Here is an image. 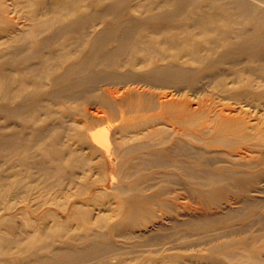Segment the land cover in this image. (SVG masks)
I'll return each mask as SVG.
<instances>
[{
  "label": "bare ground",
  "instance_id": "1",
  "mask_svg": "<svg viewBox=\"0 0 264 264\" xmlns=\"http://www.w3.org/2000/svg\"><path fill=\"white\" fill-rule=\"evenodd\" d=\"M0 264H264V0H0Z\"/></svg>",
  "mask_w": 264,
  "mask_h": 264
},
{
  "label": "rangeland",
  "instance_id": "2",
  "mask_svg": "<svg viewBox=\"0 0 264 264\" xmlns=\"http://www.w3.org/2000/svg\"><path fill=\"white\" fill-rule=\"evenodd\" d=\"M101 127L103 128V126H101ZM101 127H99L98 129H100ZM22 194H23L22 191H18L17 192V195H22ZM11 198L13 200V197H11ZM19 210L18 209H14V212L16 213L17 218H22L23 217L22 214L21 213H18ZM57 210L59 212L62 211V209H60V208H57ZM30 211L32 213V210H30ZM40 212L42 213V211H40ZM37 215H40V214L39 213L32 214V216H37ZM151 219H152V216L145 215L141 219V226H140V228H142L145 225H149L150 226L151 225ZM187 220H195V222L198 223V222H202V217L200 215H198L197 219L195 217H190ZM39 221H41L40 220V217H39ZM175 224H177V222ZM182 224H185V223H182ZM209 226H207V227H209ZM207 227H204V228H207ZM204 228H202V229H204ZM16 229L19 230V234H21L23 232V230H26V229H20V228H16ZM193 229H195V228H191L190 229V227H188L187 225H181L180 224V225L177 226V225H174V223H173L172 225H169V226L166 225V226H164V228H162V229H161V226H159L152 233H149V234H147L145 236L148 237L149 239L150 238L154 239V242H157V239L160 240L162 238L161 239V241H162L161 243H163V244H166V243H171L172 244L173 243L172 241H174L175 243L176 242L178 243V242H180L182 240V243L180 242L181 245L178 243L177 246H179V247L181 246L180 249H181V251H184V252L188 249L189 251L188 250L186 251V253H188L192 249H194V245H195V242H196V239H197V235H198L199 231L202 230V229H199L197 231H193ZM188 230H190V231H188ZM134 231L136 232L137 230L134 229ZM192 236L195 239L194 238L192 239ZM184 238L187 239V241H188L187 243H185L186 241H185ZM179 239H180V241H179ZM144 241H146V240H144ZM183 241H184L185 244L183 243ZM175 243H173V244H175ZM185 245L188 247V248L186 247L187 249L185 248ZM190 246H192V247L190 248Z\"/></svg>",
  "mask_w": 264,
  "mask_h": 264
}]
</instances>
